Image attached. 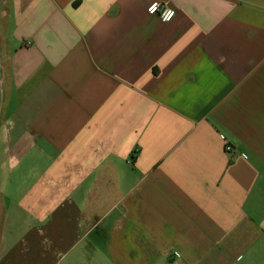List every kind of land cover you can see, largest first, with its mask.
<instances>
[{
	"label": "crops",
	"instance_id": "0c3cea01",
	"mask_svg": "<svg viewBox=\"0 0 264 264\" xmlns=\"http://www.w3.org/2000/svg\"><path fill=\"white\" fill-rule=\"evenodd\" d=\"M0 264H264V0H0Z\"/></svg>",
	"mask_w": 264,
	"mask_h": 264
},
{
	"label": "built area",
	"instance_id": "2783aa9c",
	"mask_svg": "<svg viewBox=\"0 0 264 264\" xmlns=\"http://www.w3.org/2000/svg\"><path fill=\"white\" fill-rule=\"evenodd\" d=\"M147 13L149 15H154L160 19L163 23H168L173 20L175 11L172 10L167 3L152 2L148 8ZM231 147L227 146L226 151H230Z\"/></svg>",
	"mask_w": 264,
	"mask_h": 264
}]
</instances>
